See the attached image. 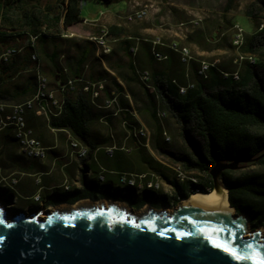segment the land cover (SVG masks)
Listing matches in <instances>:
<instances>
[{
    "label": "crops",
    "instance_id": "crops-1",
    "mask_svg": "<svg viewBox=\"0 0 264 264\" xmlns=\"http://www.w3.org/2000/svg\"><path fill=\"white\" fill-rule=\"evenodd\" d=\"M45 3L44 12L53 16L64 10L66 0L62 3V10L56 13L53 6L55 4ZM84 4L82 0L80 8ZM105 4L108 6L109 2ZM106 12L108 11H101L99 19L89 21L83 18V21L68 27H63L60 23L59 31H55L56 37L41 36L37 39L36 52L41 70L48 77L50 88L55 90L58 105H53L49 100H42V105L49 106L48 113L40 110L38 104H34L25 114L34 136L41 140L47 149L44 159L25 157L14 136L13 127L0 129L2 205L11 206L19 195L32 202L27 209L37 206H76L100 201L142 204L148 201V197L170 198L176 193L175 188L178 190L179 185L171 188L172 191L165 188L168 168L163 166V172H160L156 168L157 163L151 160H114L106 151L111 146H133L129 153L121 149H116L115 153V156H132L136 148L132 138L126 136L122 122L126 120L136 126H144L148 123L144 120V114L155 116L150 95L134 74L130 46H137L136 57L140 67L148 68L154 74L166 75L170 79L176 78L178 82L184 80L183 71H175L171 66L178 59L177 53L158 45V49L167 52L169 57L157 61L151 54V39L150 44L133 42L132 39L138 40L139 37L136 33L129 34L124 29L118 34L110 33L111 52L99 57L94 43L87 39V36L98 32L93 26L101 23L106 17ZM111 25L118 26L117 23ZM8 46L16 45L2 42L0 52ZM20 47L21 51L13 65L9 63L4 67L5 73L10 75L3 76L0 80V100L10 105L28 101L35 94L36 64L30 58V50L24 45ZM82 76L89 82L88 89H85L86 83L79 81ZM69 79L74 80L73 85H67ZM98 85L102 87H97ZM96 89L98 96H94ZM113 96L122 109L117 115L109 114L105 108L106 101ZM66 99L87 103V135L83 138L76 135L70 127L57 124ZM72 141L88 149L86 157H77V149L70 145ZM156 161L164 163L161 160ZM123 173L145 175L143 182L159 181L161 194H154V190L148 188L136 192L135 188L120 183L119 177ZM66 185L69 186L68 190L64 188ZM38 193L41 197L35 200L34 197Z\"/></svg>",
    "mask_w": 264,
    "mask_h": 264
},
{
    "label": "water",
    "instance_id": "water-1",
    "mask_svg": "<svg viewBox=\"0 0 264 264\" xmlns=\"http://www.w3.org/2000/svg\"><path fill=\"white\" fill-rule=\"evenodd\" d=\"M264 154V153H263ZM256 157L217 161L213 187L225 169ZM207 189L204 191L211 190ZM233 208V212L231 209ZM0 203V264H261L262 227L228 204L187 195L172 211L134 212L117 201L57 207L45 213Z\"/></svg>",
    "mask_w": 264,
    "mask_h": 264
},
{
    "label": "trees",
    "instance_id": "trees-1",
    "mask_svg": "<svg viewBox=\"0 0 264 264\" xmlns=\"http://www.w3.org/2000/svg\"><path fill=\"white\" fill-rule=\"evenodd\" d=\"M32 1L35 0H0V43H8L15 36L24 34L28 37L29 34L38 32L44 38H54L56 34H50L46 29L54 28L59 31L60 23L63 27H68L83 21L80 14L81 0H66L64 10L53 16L42 8L26 6ZM64 2L65 0L62 3ZM23 5L25 9L20 18L15 20L20 28L18 29L7 18V10ZM121 30L120 26H109L111 34H118ZM257 41L256 36L253 37L245 46L246 51L254 52ZM26 48L30 50L29 47ZM18 55L2 66L0 80L3 76L10 75L5 73L4 67L9 63L13 65ZM133 62L132 58L135 74ZM199 66L200 64L194 69L197 80L192 82L195 86L183 95L172 82V79L177 81L176 78L170 79L166 75L153 72L159 98L156 99L148 91L154 113L158 104L166 109L168 115L175 120L183 141L179 152L171 150L162 142L164 131L158 130L153 138V148L171 161L179 163L185 170L199 175L197 183L191 180L188 182L193 191H204L213 187L210 169L217 161H233L264 153V78L256 76L250 64L239 80L231 76L222 78L212 66L208 71L209 79L202 80L197 73ZM183 78L184 80L177 83L185 85L190 82L185 80L184 73ZM86 107V101L81 103L66 99L57 124L68 126L79 137H85ZM134 146L136 152L132 156H115L116 150L110 156L114 160H151L163 172V165L145 154L141 144L134 143ZM220 179L228 190V200L235 211L249 217L254 227H264V154L258 160L240 163L237 169L223 170ZM190 193L191 191L186 192L185 195L189 196Z\"/></svg>",
    "mask_w": 264,
    "mask_h": 264
},
{
    "label": "rangeland",
    "instance_id": "rangeland-1",
    "mask_svg": "<svg viewBox=\"0 0 264 264\" xmlns=\"http://www.w3.org/2000/svg\"><path fill=\"white\" fill-rule=\"evenodd\" d=\"M106 1L109 2L108 6H106L104 1L84 0L85 4L80 11L81 17L89 21L99 19L101 11L107 10L106 17L100 21L101 23L93 26L94 30L98 29L97 33H99L102 26L107 27L109 30L111 24L117 23L127 33H136L139 39H132L133 42L138 41L150 44V39L152 41L155 38H159L164 43L177 41L179 44L188 46L192 55L190 62L183 64L178 56V59L171 66L175 71H183L185 80L190 81V84L193 83L194 86L195 83L192 81L197 80L194 69L198 67L201 61H206L214 67L216 73L222 78L230 76L234 78L236 75L240 78L250 64H252L254 74L259 78H264V0ZM45 2L55 4L53 5L55 7L54 13L62 10L63 0H35L26 6L45 9ZM144 4L150 5L148 13H144L140 17L132 16L130 18L133 14H128V11L133 7L143 6ZM23 9H25L24 5L23 7L7 10V18L18 29L20 28L18 24H15V20L20 18ZM47 31L50 34L55 33V30ZM255 36L258 41L254 52L246 51L245 46ZM143 38H146V40ZM26 42L27 35L23 34L12 37L7 44L25 46ZM133 61L139 66L136 56ZM162 111L167 113L163 107ZM144 120L148 122L144 126L150 130V139L148 145H141L142 150L154 160L163 161L162 165L168 168L169 174L168 179L165 178V188L172 191L171 188L179 185L178 190L175 188L176 193L169 198L171 204H167L171 206V208L169 207V210H171L178 205L186 192H195L192 185L188 182L191 180L197 183L199 175L185 170L179 163L171 161L153 148L154 135L158 130H162L161 132H167L171 136V140L166 141L162 135L164 146L176 152L182 149L183 141L179 135L175 120L169 115L164 119H159L157 116L148 114H144ZM23 154L25 155V153ZM25 157L30 158L29 155H25ZM120 183L126 185L125 182ZM143 183L145 184L146 182ZM159 188L154 190V194H161ZM164 192L166 193V191ZM177 193L180 198H178ZM164 204H166L165 201L159 202L155 198L152 200V205L156 206L157 210L163 208L161 206ZM30 205H32V202L28 198L19 195L16 196V201L11 204V207L27 209ZM135 205L130 204L129 207L134 209ZM248 228L250 232L258 229V227L251 225L250 219ZM262 236H264V227H262Z\"/></svg>",
    "mask_w": 264,
    "mask_h": 264
},
{
    "label": "built area",
    "instance_id": "built-area-1",
    "mask_svg": "<svg viewBox=\"0 0 264 264\" xmlns=\"http://www.w3.org/2000/svg\"><path fill=\"white\" fill-rule=\"evenodd\" d=\"M82 3V0L81 2ZM150 5L144 4L143 6L133 7L128 11V14H138V13H148ZM102 14V13H101ZM41 36V33H31L27 37V42L25 47L30 48V58L35 62V94L32 99L17 103V104H7L6 102L0 100V129L5 128L7 126H11L14 129V136L19 143V147L21 152L30 154V159H44L47 155V149L42 144L41 140L36 138L33 134V129L28 126L25 114L28 109L33 108L34 104H38L40 110L45 113H48L49 106H45L41 104L42 100H49L53 105L57 106L58 101L55 98V90L51 89L49 86V79L41 70V66L38 59V54L36 52V41ZM87 39L92 41L96 47V53L99 57L103 54H107L111 52L110 45V32L102 31L99 34H92L87 36ZM158 45H164L168 48L169 51L175 52L178 54L181 62L184 64H188L192 59L191 51L187 50L185 45L179 44L177 41H172L170 43H164L162 39H153L151 41V54L153 58L157 61L166 60L169 57V54L165 51H161L158 49ZM21 51V47L19 46H8L3 51L0 52V71L4 64L9 62V60L18 55ZM129 51L134 58L137 54V46L132 45L129 48ZM135 68V74L139 81V83L151 94L154 95L156 99H158V93L153 81L152 72L148 68H142L137 66L135 61L133 62ZM205 65H210L206 61H201L200 66L197 72H205ZM234 78L239 79L236 75ZM79 81L86 83L85 89L89 88V82L85 80L82 76L79 78ZM74 80L69 79L67 81V85H73ZM97 87H102L98 85ZM194 86H190V82L183 85V89H178L180 94H185L189 88H193ZM94 96H98V91H94ZM105 108L108 110V113L111 115H117L122 109L118 105V101L116 97L113 96L111 99L107 100L105 103ZM155 114L159 119H164L167 117L168 113H163L162 107L158 104L155 108ZM122 127L126 132V136L132 138L133 142L141 145H148L150 139V130L146 126H136L130 125L129 122L124 120L122 122ZM164 137L166 141L171 140V136L164 132ZM70 145L77 149V157L84 158L88 154V149L82 145H80L76 141H72ZM121 149L125 152H131L133 150V146H111L106 149L109 155H112L114 150ZM181 174V173H180ZM127 177H136V179H143L145 175H135L133 173H123L119 177V179L125 180ZM191 178V177H190ZM183 179V178H182ZM154 184L160 186L159 181H153Z\"/></svg>",
    "mask_w": 264,
    "mask_h": 264
},
{
    "label": "bare ground",
    "instance_id": "bare-ground-1",
    "mask_svg": "<svg viewBox=\"0 0 264 264\" xmlns=\"http://www.w3.org/2000/svg\"><path fill=\"white\" fill-rule=\"evenodd\" d=\"M143 14L144 13L133 14L130 16V18L132 16L140 17ZM102 31H108V28L105 26H102L101 29L99 30V33H101ZM99 33H97V34H99ZM157 39H159V38H157ZM185 47L187 48V50H190V48L188 46L185 45ZM210 67H211V65H205V72H197L200 79H202V80L209 79V72L208 71H209ZM172 82L177 86L178 89H183V85L178 84L175 79H173ZM190 86H194V84L192 83V84H190ZM25 155L30 156V154H26V153H25ZM119 180H120V182H125L127 186L135 188V190L138 192L141 190H144L145 188H148V189L150 188L153 190H157L159 188V185L154 184L152 180L147 181L145 184L143 183L142 179L138 180V179H136V177H127V178H125V180H122V179H119ZM68 185H66L64 187L67 190L69 189ZM39 197H40V195L36 194L34 198H35V200H38ZM187 197H188V200H190V201L215 202V203L230 205L229 200H228V190L224 185H222L219 189L212 188L211 190H208V191H195V192H192ZM231 211L233 212V208L231 209Z\"/></svg>",
    "mask_w": 264,
    "mask_h": 264
},
{
    "label": "flooded vegetation",
    "instance_id": "flooded-vegetation-1",
    "mask_svg": "<svg viewBox=\"0 0 264 264\" xmlns=\"http://www.w3.org/2000/svg\"><path fill=\"white\" fill-rule=\"evenodd\" d=\"M125 192V191H124ZM137 192V191H136ZM178 198H180L179 196H178ZM148 199V201L147 202H143L142 204H140L139 202H137V203H135L136 205H137V207H136V205L134 206L135 208L133 209V208H131V207H129V205L130 204H132V203H126V204H122V205H124V206H126L128 209H130V210H135L136 212H141V211H145V210H147L148 208H153V209H156L157 210V207L156 206H154V205H152V200H154V199H152L151 200V198H147ZM157 201H159V202H162V201H165V203L166 204H164V205H162L161 207H163V208H160V209H166V210H169L170 208H171V206H169V205H167V204H171V201L169 200V198L168 197H164V196H162V198H155ZM151 203V204H150ZM79 205V204H78ZM145 205V206H144ZM70 206H74V205H72V204H70ZM70 206H65V207H70ZM152 206H154V207H156V208H154V207H152ZM170 207V208H169ZM57 208V207H56ZM56 208H48V207H45V206H37V207H34V208H31V209H22V210H25V212L26 213H30L31 211H34V212H40V216L41 217H44L45 216V213L46 212H48V211H51V210H54V209H56ZM159 209V208H158ZM159 209V210H160ZM19 210V208H17V209H12V210H10V213H14V212H17ZM173 210V208L171 209V210H169V211H172ZM134 211V212H135Z\"/></svg>",
    "mask_w": 264,
    "mask_h": 264
},
{
    "label": "snow or ice",
    "instance_id": "snow-or-ice-1",
    "mask_svg": "<svg viewBox=\"0 0 264 264\" xmlns=\"http://www.w3.org/2000/svg\"><path fill=\"white\" fill-rule=\"evenodd\" d=\"M261 264H264V261H262Z\"/></svg>",
    "mask_w": 264,
    "mask_h": 264
}]
</instances>
